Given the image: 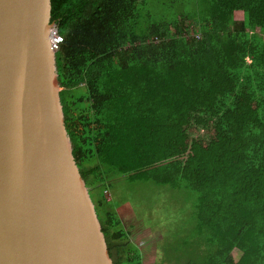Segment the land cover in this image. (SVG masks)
Wrapping results in <instances>:
<instances>
[{
  "label": "trees",
  "instance_id": "16d2710c",
  "mask_svg": "<svg viewBox=\"0 0 264 264\" xmlns=\"http://www.w3.org/2000/svg\"><path fill=\"white\" fill-rule=\"evenodd\" d=\"M183 1L51 0L72 154L113 264H143L121 181L185 190L203 252L176 264H264V0Z\"/></svg>",
  "mask_w": 264,
  "mask_h": 264
},
{
  "label": "water",
  "instance_id": "95a60500",
  "mask_svg": "<svg viewBox=\"0 0 264 264\" xmlns=\"http://www.w3.org/2000/svg\"><path fill=\"white\" fill-rule=\"evenodd\" d=\"M51 0H0V264H113L72 154Z\"/></svg>",
  "mask_w": 264,
  "mask_h": 264
},
{
  "label": "rangeland",
  "instance_id": "374dc122",
  "mask_svg": "<svg viewBox=\"0 0 264 264\" xmlns=\"http://www.w3.org/2000/svg\"><path fill=\"white\" fill-rule=\"evenodd\" d=\"M147 1L145 11L151 8L155 16L166 13L168 17H172L179 12L180 7L189 8L188 2L183 0H173L175 5L171 3L172 0L166 1L165 4L159 0ZM234 19H242V14L236 11ZM53 27L57 30L55 23ZM80 91L83 92L84 89L80 88ZM121 183L119 186L112 185L107 189L106 195L108 198L113 194L116 196L113 197L114 204L120 212L124 225L131 231L132 241L136 242L142 251V256L145 258L143 264H152L155 256L160 257L163 254L166 256V250L170 253L174 252L173 255L176 256V260L172 259L169 264H176L179 255L185 258L179 250L195 255L203 252L196 234L197 221L191 201L186 199L183 192H177L179 194L177 197L171 195V191L185 190L168 188L169 191L165 189L166 186H156L152 182L145 181H121ZM112 191H119L120 195ZM198 250L201 251L197 253ZM238 254L237 250L233 251L235 257ZM183 257L179 258V264L184 262Z\"/></svg>",
  "mask_w": 264,
  "mask_h": 264
},
{
  "label": "built area",
  "instance_id": "2783aa9c",
  "mask_svg": "<svg viewBox=\"0 0 264 264\" xmlns=\"http://www.w3.org/2000/svg\"><path fill=\"white\" fill-rule=\"evenodd\" d=\"M50 43L57 49L63 38L58 33L55 27H52L49 32Z\"/></svg>",
  "mask_w": 264,
  "mask_h": 264
},
{
  "label": "crops",
  "instance_id": "0c3cea01",
  "mask_svg": "<svg viewBox=\"0 0 264 264\" xmlns=\"http://www.w3.org/2000/svg\"><path fill=\"white\" fill-rule=\"evenodd\" d=\"M159 258H161V256H160V257H158V256L156 257V256H155V257H154V261H153L152 264H156ZM144 260H145V258H143V261H144Z\"/></svg>",
  "mask_w": 264,
  "mask_h": 264
}]
</instances>
